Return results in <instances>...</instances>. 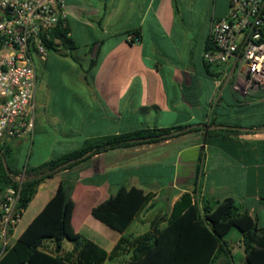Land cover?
Returning <instances> with one entry per match:
<instances>
[{
	"label": "crops",
	"instance_id": "1",
	"mask_svg": "<svg viewBox=\"0 0 264 264\" xmlns=\"http://www.w3.org/2000/svg\"><path fill=\"white\" fill-rule=\"evenodd\" d=\"M66 6L61 24L75 47L59 45L45 60L36 57L34 133L4 143L14 166L24 169L12 158L28 144V165L39 166L146 127H200L95 154L45 179L14 229V243L62 181L75 184L73 227L107 251L103 264L130 261L135 239L171 214L185 193L209 203L233 197L264 227V93L245 96L230 84L216 93L204 59L212 22L228 15L230 0H66ZM130 33L139 42L129 41ZM122 186L151 196L124 232L92 214ZM232 236L231 259L247 264L242 234ZM73 250L65 241L63 252Z\"/></svg>",
	"mask_w": 264,
	"mask_h": 264
},
{
	"label": "trees",
	"instance_id": "2",
	"mask_svg": "<svg viewBox=\"0 0 264 264\" xmlns=\"http://www.w3.org/2000/svg\"><path fill=\"white\" fill-rule=\"evenodd\" d=\"M52 35L53 39L48 43L50 49L59 45L67 49L75 47V41L62 24L53 30ZM211 44L210 41L207 49ZM199 127H146L109 136L39 166L26 164L27 178L22 183L19 207L23 213L45 179L73 168L95 154L179 136ZM20 172L21 169L11 162V153L0 142V190L15 185V176ZM74 189L75 184L71 182L60 183L44 209L0 257V264L104 263L107 251L73 227ZM150 199L151 196L141 188L122 186L95 206L92 214L111 228L124 232ZM234 229L242 234L247 264H264V227H260L257 218L239 206L235 198L209 203L203 199L194 200L193 195L185 193L175 203L171 214L154 221L152 230L135 239L132 258L126 264H216L222 256L230 257V264H234L228 247V235ZM65 241L74 244L72 252H63ZM125 241L123 238L118 248ZM49 242L55 244V249L48 247Z\"/></svg>",
	"mask_w": 264,
	"mask_h": 264
},
{
	"label": "built area",
	"instance_id": "3",
	"mask_svg": "<svg viewBox=\"0 0 264 264\" xmlns=\"http://www.w3.org/2000/svg\"><path fill=\"white\" fill-rule=\"evenodd\" d=\"M66 0H0V142L32 136L36 117V57L45 60L53 30L67 17ZM139 42L136 33L127 35ZM204 59L216 93L225 84L242 95L264 93V0H230L227 16L213 20ZM24 168L0 190V257L13 246ZM194 200L201 199L194 194Z\"/></svg>",
	"mask_w": 264,
	"mask_h": 264
},
{
	"label": "rangeland",
	"instance_id": "4",
	"mask_svg": "<svg viewBox=\"0 0 264 264\" xmlns=\"http://www.w3.org/2000/svg\"><path fill=\"white\" fill-rule=\"evenodd\" d=\"M29 153H30V144H28L24 150L16 151L15 153H13L14 155H13L12 161L14 162V164L20 166L21 168H24V166L28 164L29 162V158H28ZM260 224L261 225L264 224V217ZM234 231L238 232L237 229H234L232 233L228 235V240L232 239L233 237L232 234ZM234 262L235 264H241L240 259L236 256H235ZM216 264H230L229 258L227 256H222L221 260H218Z\"/></svg>",
	"mask_w": 264,
	"mask_h": 264
},
{
	"label": "water",
	"instance_id": "5",
	"mask_svg": "<svg viewBox=\"0 0 264 264\" xmlns=\"http://www.w3.org/2000/svg\"><path fill=\"white\" fill-rule=\"evenodd\" d=\"M93 56H95V53H94V55Z\"/></svg>",
	"mask_w": 264,
	"mask_h": 264
}]
</instances>
